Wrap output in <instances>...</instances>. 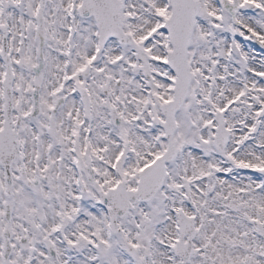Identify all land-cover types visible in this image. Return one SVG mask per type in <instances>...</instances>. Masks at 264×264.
<instances>
[{
	"label": "snow or ice",
	"instance_id": "snow-or-ice-1",
	"mask_svg": "<svg viewBox=\"0 0 264 264\" xmlns=\"http://www.w3.org/2000/svg\"><path fill=\"white\" fill-rule=\"evenodd\" d=\"M0 264H264V0H0Z\"/></svg>",
	"mask_w": 264,
	"mask_h": 264
}]
</instances>
